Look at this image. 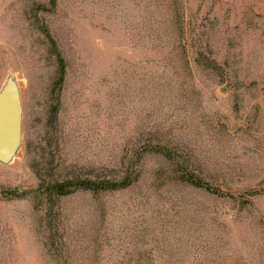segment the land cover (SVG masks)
Returning a JSON list of instances; mask_svg holds the SVG:
<instances>
[{
  "label": "rangeland",
  "instance_id": "obj_1",
  "mask_svg": "<svg viewBox=\"0 0 264 264\" xmlns=\"http://www.w3.org/2000/svg\"><path fill=\"white\" fill-rule=\"evenodd\" d=\"M8 92L0 264H264V0H0Z\"/></svg>",
  "mask_w": 264,
  "mask_h": 264
},
{
  "label": "trees",
  "instance_id": "obj_2",
  "mask_svg": "<svg viewBox=\"0 0 264 264\" xmlns=\"http://www.w3.org/2000/svg\"><path fill=\"white\" fill-rule=\"evenodd\" d=\"M53 45V44H52ZM54 49H56V45L55 47L53 46ZM62 61H60L61 64ZM61 81V80H60ZM160 152L161 154H163V156L169 160H174L175 155L170 152V151H157ZM182 168V175L181 177H179V180L182 183L194 186L196 188H201L206 190L207 192L211 193L212 195H216L218 197H226L229 196L228 194H225L224 192H222L219 188L214 187L213 185H211L210 183L204 181L203 179L191 174L187 168H183V166H181ZM132 184V180L131 179H125L124 181H122L121 183H109V184H105V185H100V187H97V185L93 184V183H78V184H57L55 186V190L58 192L59 195L61 196H66L68 194H70L72 191V187H80L82 189H89V190H104V191H117V190H121V189H125L128 186H130Z\"/></svg>",
  "mask_w": 264,
  "mask_h": 264
},
{
  "label": "water",
  "instance_id": "obj_3",
  "mask_svg": "<svg viewBox=\"0 0 264 264\" xmlns=\"http://www.w3.org/2000/svg\"><path fill=\"white\" fill-rule=\"evenodd\" d=\"M20 110L10 92L0 98V162H6L18 136Z\"/></svg>",
  "mask_w": 264,
  "mask_h": 264
}]
</instances>
